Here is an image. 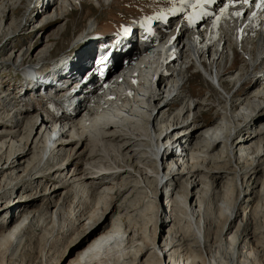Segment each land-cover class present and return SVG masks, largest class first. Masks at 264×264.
<instances>
[{
    "label": "bare ground",
    "instance_id": "bare-ground-1",
    "mask_svg": "<svg viewBox=\"0 0 264 264\" xmlns=\"http://www.w3.org/2000/svg\"><path fill=\"white\" fill-rule=\"evenodd\" d=\"M9 1L0 0V16L3 4L7 6ZM102 1L108 3L110 0H44L40 10L45 12L46 19L58 21L69 18L80 2L85 6L100 5ZM210 2L217 12H210V4L201 2L197 7L199 2L186 0L179 12L168 13L180 24L179 32L174 30L175 38H167L160 28L156 29L157 35L150 36L147 30L135 25L141 32L140 40L139 36H130L124 43L105 39L110 58L103 81L95 73L91 74L89 82L83 81L74 93L78 101L76 109L62 111L61 122L53 124L52 115L36 107H28L22 113L0 109V119L3 114L12 117L11 123L0 120L4 128L0 130V163L5 162V166H0V176L9 179L8 186L0 188V194L8 188L25 186L28 181L43 185L40 173L32 177L29 172L41 148L52 150L47 165H54L51 169L54 176L51 182L57 183L54 189L58 192L70 187L63 191L64 199L48 198L42 211L31 210L32 203L28 201L15 206L17 212H13L0 232V251L10 240L27 238L33 227L40 231L53 225L58 220V212L66 205L67 195L73 190H81L88 196L99 195L102 199L103 195L109 198L115 194L118 185L123 192L127 191L133 182L141 191L148 189L159 211L158 190L161 180H165L161 186L164 201L161 222L163 231L167 227L168 230L159 243L130 225L126 226L127 236L121 241L124 208L114 206L112 213L118 214V221L108 226L103 220L105 214L95 219L93 207L85 206V194L77 197L72 215L77 226L65 229L67 232L79 230L78 247L81 249L72 264H257L258 261L264 264V248H261L259 236L264 229L258 231L253 225L256 208L252 205V197L246 196L252 194L254 188L264 186V8L257 7L261 0H249L247 4L237 0ZM186 7H190L189 12ZM225 7L227 10L222 11ZM236 12L241 15L236 16ZM31 16L32 11L27 22ZM155 23L161 24L159 20ZM1 26L3 21L0 29ZM170 28L166 27L165 31ZM90 40V36L84 38L72 55L70 65H60L58 74H47L41 84L58 87L63 77L81 79L89 71L86 64L91 49L85 51L84 57L77 52ZM105 40L100 39L98 43H105ZM158 43L165 45L163 54L147 62L151 53L158 50L155 49ZM237 48L246 59L236 69ZM19 58L15 57L12 64L16 68L21 64ZM22 62L24 64L23 58ZM138 62H147L148 68H137L135 63ZM228 62H232L229 67ZM125 65L133 69L122 71ZM192 68L199 71L197 73L211 88L218 89L224 104L222 119L206 121L220 114L212 115V97L202 98L199 90L196 91L195 75H188ZM168 77V82L163 83ZM22 98L19 95L20 101ZM255 112H260L255 120V123L261 122L259 126L240 122ZM197 132L190 146V138ZM16 142L22 152L15 150L13 153L18 154L12 159L14 154H10L9 148ZM97 146L113 148L117 156L109 158L110 161L99 160ZM88 150V160L81 168L75 159ZM6 153L10 155L4 157ZM64 155L66 158L62 161ZM20 156L26 159L19 161ZM23 162H27L28 170L22 168ZM109 162L114 163L106 165ZM104 166L105 169H101ZM234 174L242 179L240 187L245 195L241 204H237L239 194L237 202L230 206L225 199L220 200L218 184L225 180L221 183L222 191L234 187L231 179ZM57 195L55 193L52 199ZM111 207L112 204L106 211ZM128 213L127 219L130 218ZM19 215L22 219L10 226ZM182 223L188 227L189 235L185 234ZM154 225L153 237L158 229L157 217ZM86 242L88 244L83 246ZM29 256L36 257L35 252H30ZM27 260L31 259L24 255L0 254V264H28ZM34 263L30 261L29 264Z\"/></svg>",
    "mask_w": 264,
    "mask_h": 264
},
{
    "label": "rangeland",
    "instance_id": "rangeland-1",
    "mask_svg": "<svg viewBox=\"0 0 264 264\" xmlns=\"http://www.w3.org/2000/svg\"><path fill=\"white\" fill-rule=\"evenodd\" d=\"M42 1L44 0H35V5H34V0H10L9 2H6L7 6L3 4V8H2L3 13L2 16H0V22L3 21V26H1L0 29V86H4L6 90L15 92L16 87L20 83V81H17L18 79L17 75L23 74L25 71L28 74V77L22 80V84L25 82H27L28 84L30 80H32L33 75L31 73L33 72L39 71L41 72L40 73L41 75L47 71V74H50L52 73L55 66L59 65V63L61 64L65 63L66 60L70 61L72 55L75 54L77 47L80 44H82V40L84 38L86 39L89 36L91 37L96 29L101 28L103 31H108L105 32L108 34L106 37H109L112 34L119 35V37L112 36L106 39H110L111 41L115 40L116 43H121V42L124 43L127 40V38L130 36H134V37L139 36L136 35L137 31L134 32L133 34L129 33L130 31L129 25L133 24L132 23L133 20L134 19L137 20L139 15L150 14L153 11H157L159 9L162 10L160 12L167 11V13L169 14L171 13L176 14L177 11H170V8H172V6H175L174 9H179L185 5V0H179L180 4H178L179 2L176 1L178 5L177 4L173 5L172 4L173 0L172 1L171 0H110L108 3L102 1L100 5L94 3L85 6H82L81 3L84 1H81L80 3L77 2L79 4L76 6L78 7L76 10L72 11L69 18L58 21H51V19H46L45 12H42L40 10V8H43V6H41L40 4ZM194 1L198 2L199 0H194ZM200 3L201 2L197 4V7H199ZM32 6L33 9L31 8ZM129 7H131L132 9L129 10L128 9ZM31 11L33 16H31V19H29V21L27 22L29 18L28 17L29 13ZM120 12L124 13L125 19L124 21H119L118 22L119 24H116L115 22L121 19V17L118 16V13ZM115 17L117 20H115ZM104 19L106 23L105 25L108 26L107 27L108 29L102 28V26L99 24L100 21L101 20L104 21ZM92 25L94 27H92ZM171 29L172 28H170L169 31L167 32L168 34L171 31ZM135 30H136L135 26H133L131 31L133 32ZM188 34L186 35L188 36ZM186 35L184 37H187ZM138 39L140 40L141 37H138ZM84 45L86 46L87 44ZM88 48L91 49L92 47H88ZM82 50L78 51L77 55L84 54L85 52H82ZM63 51L64 53H62ZM237 51L239 57L235 65L236 69L237 67L240 68L244 62L243 61L244 58L246 59V57H244L245 55L244 56L241 55L242 54L241 49L238 50L237 48ZM65 55L66 57H64ZM17 56L20 57L18 61L19 64L21 63L19 68H16L12 65L15 57ZM22 58L24 59V64H22L23 63ZM6 59L10 60V62L5 61ZM233 59H234V53H233ZM39 65H41L40 68H34V67H38ZM227 65L228 67L231 66L232 62L231 63L228 62ZM119 70H121V67L119 68ZM193 70L195 69L193 68L189 69L188 75L190 76L195 75V79H196L195 84L197 85L196 86L197 88H195L196 91L199 90V92L203 96V97L201 96L202 98L212 97L210 100L214 108L212 115L215 116V114L217 113L220 114L216 119H214L213 116L212 117L210 116L209 118L207 116L208 114L204 112L205 114H207L205 115V118L208 117L207 118L208 120L206 119V121L211 123L213 120L218 121L219 119H222V112H223L222 110L224 104H223V99H221V95L216 91L218 89H215L213 87L211 88L209 84L205 83L202 80L203 76L201 77L200 73H195ZM47 74L40 77L39 82L44 81L45 80L44 78H46ZM183 83L184 82H181V85H183ZM26 87H29V85ZM237 88L238 86L234 88L231 91L232 93L230 94H233ZM244 89H247V87H245ZM26 92L24 93L25 95ZM24 94H21L20 96H24ZM230 94H229V99H231ZM226 97L228 98V95ZM84 99L85 98H83V100ZM30 107L37 108V106H30ZM39 108H43L42 103ZM74 109L76 108L74 107ZM256 113L257 112L252 113L251 115H247L246 119L242 118L240 122L242 124L243 123L245 124L247 122L255 123V120L257 119V115H259L260 112L258 114ZM6 115L3 114L2 119L0 120L11 123L12 117L10 115L7 116ZM202 120L203 119L201 118L200 121ZM260 123L261 122L256 121L255 124L259 126ZM3 129L4 128L0 126V130ZM168 131H170V129ZM197 135L198 132L194 134L193 137L190 138V146L194 144ZM94 146H96L95 142H94ZM19 149H20L19 142H16L14 146L9 148L10 154L15 152V150L22 152ZM38 151H39L37 152L38 158L37 160L32 161L29 172L31 173L32 177H35V175L40 173L38 175L41 176L40 181H42L43 185L39 186L36 182H34V180L28 181L25 186L8 188L7 190H5L6 192H2V194H0V232L3 230L4 225L6 223H9V220L11 219V215H13V212H17L15 206H17L18 204H22L25 202L27 203L28 201L29 203H32L30 206L31 210L37 209L39 211H42L44 207H46V202L48 198L56 201L64 199L63 191L65 189H60V191L57 192V190L54 189L57 183L51 182L54 179V176L52 174L53 170H51L54 167V165L53 164L47 165V164H48V159L52 157V150L49 151L48 148L46 149L41 148ZM95 151L97 152V154L101 156V158H103V159L99 158V160L105 159V161L107 160L110 161V159L117 156V152L113 148L107 149L97 146ZM89 153L90 151L88 150L83 154V156H78V159H75V162L78 163L77 165H79L81 168H84V166L86 165ZM10 154L6 153V155L4 154V157L5 156L7 157V155ZM17 154L18 153L12 155V159ZM65 158L66 155L62 157V161L63 159L65 160ZM25 159L26 158L23 156H20L18 158L19 161H24ZM113 163L114 162H109L106 163V165H113ZM21 164L23 169L28 170L27 162H23ZM1 165L5 166V162L3 160L0 163V166ZM105 166L102 167L101 169H105ZM96 171H98L97 168ZM19 173H22V171H20ZM66 177L68 176L65 173L64 178ZM231 179L233 181L234 187H229L227 190L222 191L221 188L222 187L221 183H224L225 180H223L221 183L218 184V188H220L219 190L220 200L225 199L227 205L233 206L235 202H237V198L239 194H241L240 199L237 202V204L239 205L241 204V201L243 200L245 195L243 193L244 190L242 191L240 187L242 179L239 178V175H235V174L231 176ZM243 180L245 181V179ZM161 181L162 183L160 184V188L158 190V199H159L158 202L160 204L159 211H158V206L154 202L155 199L150 197L151 193L148 191V189H143V191H141L133 185V182H130L131 185L129 186L127 191L123 192L122 186L118 185L115 188V194H112L111 197L109 198L104 197L103 195L102 199L100 198L99 195L93 196L89 194L88 196V194L82 192L81 190L77 189L76 190L77 192L73 190L72 192H70L69 195H67L66 203H65L66 205L62 208L61 212H58V220L55 223H53V225L51 224V226L49 225V228L47 227L48 229L46 228V230L44 229L40 231L36 230L33 227L30 230L29 236L27 238L25 237L23 239H20L19 241H17V238L13 241L10 240L7 244L4 245L5 247L0 251V254L5 255V254L13 253L17 255H24V258L31 259L30 261H33L38 264H72V261H74L77 258L79 250L81 249V247H78V242L80 241V238L78 237L79 230L74 229L72 232H67L66 228L70 226L73 228L76 225L74 224L75 223L74 216L72 215H74L77 197H80L82 193L85 194L84 196L85 206H92L93 210L96 211L94 214L95 219L105 214L103 220L107 221L108 226H112L118 221L117 220L118 214L112 213V211L114 210V206L115 208L119 206H122L124 208L122 215H124L125 223L124 222L122 223L124 225L121 229L123 233V234L121 233L120 236L121 241L125 240L127 236L124 233L126 231V226L130 225L132 228L137 229V231L142 232L144 236H148L151 239H155L156 243L157 242L159 243L167 235V230H168L167 227L164 228L163 231V226L161 222V215L163 214L162 203L164 202L163 199H161V186L165 182V180H161ZM8 182L9 179L7 177L4 179V175L0 176L1 189L8 186ZM229 184H230V180H229ZM13 186L14 184L11 185L10 187ZM47 186H49L48 192H46ZM151 186L153 190V185ZM69 189L70 187L67 188L66 190ZM146 190L147 192H145ZM55 193L58 195L52 199V196L55 195ZM174 196L175 195H173V197ZM246 196L252 197L253 199L252 205L256 208V214L254 216V221H253V223L255 224L253 225L256 226V228H258V231L259 230L262 231V229H264V186L262 187L260 185L257 188H254L253 193L252 194L248 193V195ZM111 204L112 207L108 211H106ZM54 208L55 207H53V209ZM127 212H129L128 214L130 215L129 219H127V216H125L127 215ZM22 217H23L22 215H19L16 218V220L10 222V226L19 222L22 219ZM156 217L158 218V229L156 236L153 237L154 235H152L151 230L155 226L154 223ZM239 219L236 220L234 225H237ZM169 226L171 227V223ZM181 227L183 228L186 235L190 234L189 229L188 227H186L185 223H182ZM259 236H260V244H262L261 248H264L263 246L264 233H261ZM30 239H33V242H31ZM87 244L88 242H86L83 246ZM30 252L31 253L35 252L36 257L34 258L30 257L29 256ZM37 255H39L40 257L38 256L39 258H37ZM38 260L39 262H37ZM128 260L131 259L129 258ZM30 261L27 260L26 262H28L29 264ZM257 264H260V261H258Z\"/></svg>",
    "mask_w": 264,
    "mask_h": 264
},
{
    "label": "snow or ice",
    "instance_id": "snow-or-ice-1",
    "mask_svg": "<svg viewBox=\"0 0 264 264\" xmlns=\"http://www.w3.org/2000/svg\"><path fill=\"white\" fill-rule=\"evenodd\" d=\"M202 2L203 3H208V2H210V0H202ZM237 2H240V3H243V4H247V3H249V0H237ZM257 7L264 8V0H261V2L257 4ZM226 10H227L226 7H225V9H222V11H226ZM235 15L239 16V15H241V13L240 12H236Z\"/></svg>",
    "mask_w": 264,
    "mask_h": 264
}]
</instances>
